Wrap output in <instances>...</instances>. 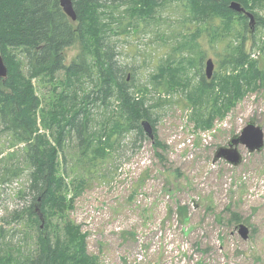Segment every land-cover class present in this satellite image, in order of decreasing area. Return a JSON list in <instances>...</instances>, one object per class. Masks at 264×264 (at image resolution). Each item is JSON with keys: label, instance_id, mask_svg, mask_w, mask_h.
<instances>
[{"label": "trees", "instance_id": "1", "mask_svg": "<svg viewBox=\"0 0 264 264\" xmlns=\"http://www.w3.org/2000/svg\"><path fill=\"white\" fill-rule=\"evenodd\" d=\"M233 1L253 19L232 9ZM174 2L183 8L186 24L174 36L178 57L163 59L147 82L136 83L135 76L130 81L115 59L110 35L138 33L140 22L156 20L158 9ZM72 3L75 19L60 0H0V54L8 68L7 76L0 77V123L11 146L23 145L22 161H14L20 150H13L2 159L3 172L7 180L19 175L22 166L30 169L26 193L31 202L16 210L13 218L26 219L37 231L34 252L16 264H101L89 253L81 225L68 217L87 179L75 182L66 175L64 161L71 141L77 140L79 163L89 172L111 157L121 136L135 132L136 138H146L145 120L152 126L154 147L165 148L154 108L174 100L155 92L181 93L179 100L190 110L196 130H206L264 85V0ZM111 19L119 20L118 29ZM252 23L262 34L250 48ZM202 40L216 50L210 57L216 65L210 77L202 68L210 59ZM77 43L82 51L68 62L66 51ZM255 49L262 52L256 58ZM35 79L53 85L54 99L45 105ZM86 79L91 88L85 86ZM93 107L101 109L96 111L101 122ZM6 263L13 264L11 259Z\"/></svg>", "mask_w": 264, "mask_h": 264}, {"label": "rangeland", "instance_id": "2", "mask_svg": "<svg viewBox=\"0 0 264 264\" xmlns=\"http://www.w3.org/2000/svg\"><path fill=\"white\" fill-rule=\"evenodd\" d=\"M184 14L174 2L160 7L156 20L140 22L138 33L110 35L115 59L130 81L135 76L136 83L147 82L163 59L178 57L174 36L186 26ZM111 22L118 29L119 20ZM250 28L251 48L262 29L255 23ZM202 43L208 58H213L216 50ZM81 51L78 43L69 47L68 62ZM260 54L253 50V57ZM215 68L213 62L211 72ZM34 83L43 105L54 99L52 84L39 79ZM85 86L91 88L92 83L86 79ZM153 94L174 100L154 108L165 148L157 150L148 134L138 139L131 132L116 141L110 158L88 172L79 163L77 140L68 144L67 177L75 182L88 179L68 217L87 234L89 253L101 264H264V85L206 130H196L190 110L179 100L181 93ZM92 109L95 114L101 110ZM96 118L103 119L101 114ZM252 121L262 129V149L250 152L239 144L238 165L216 159L219 148L227 147ZM250 134L252 141L255 132ZM9 142L0 123V264H10L8 259L16 264L33 253L37 236L29 221L13 218L31 202L26 193L30 169L22 166L19 175L5 179L2 159L20 150L14 161H22L23 145L13 147ZM241 224L248 230L246 238Z\"/></svg>", "mask_w": 264, "mask_h": 264}, {"label": "water", "instance_id": "3", "mask_svg": "<svg viewBox=\"0 0 264 264\" xmlns=\"http://www.w3.org/2000/svg\"><path fill=\"white\" fill-rule=\"evenodd\" d=\"M61 5L64 9V11L71 16L73 19H75L76 15L73 8L72 0H60ZM231 8L238 12H245L247 15H249L252 19V15L247 12V10L238 2L233 1L231 3ZM213 69V62L211 59H209L207 63V74L210 77L211 71ZM8 74V68L4 62L3 56L0 54V77H6ZM144 131L146 134H148L151 138H153V129L151 124L145 120L143 122ZM250 131H254L255 134L253 136L252 141L250 140L249 135ZM263 133L260 126H255V124L250 122L241 132V134L234 136L227 147H220L219 150L216 153V159L218 158H225L229 163L238 165L242 161V155L238 151V145L239 144H245L250 152L261 150L263 147V141H262ZM256 143V144H255ZM240 232L242 233V236L244 238L247 237V228L244 224L240 225Z\"/></svg>", "mask_w": 264, "mask_h": 264}]
</instances>
